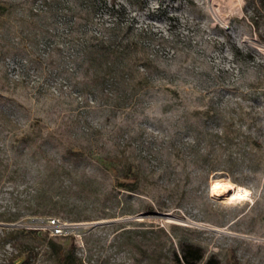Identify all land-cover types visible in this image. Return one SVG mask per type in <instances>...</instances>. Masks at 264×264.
<instances>
[{
    "label": "rangeland",
    "instance_id": "374dc122",
    "mask_svg": "<svg viewBox=\"0 0 264 264\" xmlns=\"http://www.w3.org/2000/svg\"><path fill=\"white\" fill-rule=\"evenodd\" d=\"M117 1L152 84H96L66 0H0V264H59L71 247L76 264H175L186 244L197 264H264V148L254 171H214L185 145L208 108L224 115L211 127L262 122L264 18L245 0Z\"/></svg>",
    "mask_w": 264,
    "mask_h": 264
},
{
    "label": "trees",
    "instance_id": "16d2710c",
    "mask_svg": "<svg viewBox=\"0 0 264 264\" xmlns=\"http://www.w3.org/2000/svg\"><path fill=\"white\" fill-rule=\"evenodd\" d=\"M38 1L42 10H47L60 5L64 0ZM66 1L68 5L62 12L70 20L68 36L74 46L75 60L93 75L96 84L111 81L116 88L132 87L135 85V76L142 78L140 84L151 83L147 79L146 70H149L152 60L140 52L141 43L133 33V23L127 20L124 5L117 0ZM99 7L102 10L98 14ZM243 11L245 18L258 28L264 18V0H245ZM105 15L110 18L109 21L105 20ZM196 114H199L200 121L189 125L192 133L189 141L185 142L190 153H194L192 157L196 162H206L209 170L214 171L219 168L232 171L235 166H245L249 171H254L263 164L264 115L255 129H243L238 124L235 130H231L225 125L211 127L213 122L223 119L222 111L208 108ZM127 171L132 173L130 167ZM130 179L133 182L138 180L136 175ZM126 186L133 188L132 184ZM202 258L200 247L186 244L181 249L180 258H175V264H197ZM59 264H76L72 247L68 254L59 258ZM205 264L219 262L211 257Z\"/></svg>",
    "mask_w": 264,
    "mask_h": 264
},
{
    "label": "bare ground",
    "instance_id": "6f19581e",
    "mask_svg": "<svg viewBox=\"0 0 264 264\" xmlns=\"http://www.w3.org/2000/svg\"><path fill=\"white\" fill-rule=\"evenodd\" d=\"M225 188V187H224ZM224 188H220L219 185H215L213 186V191H215V193H222V192H226L228 191V188L224 189ZM248 194L247 190L244 188H237L231 191L230 194H228V198H243Z\"/></svg>",
    "mask_w": 264,
    "mask_h": 264
},
{
    "label": "built area",
    "instance_id": "2783aa9c",
    "mask_svg": "<svg viewBox=\"0 0 264 264\" xmlns=\"http://www.w3.org/2000/svg\"><path fill=\"white\" fill-rule=\"evenodd\" d=\"M50 227H52V230H53V232H54L55 234H59V233H61L60 228H57L58 225L55 224V221H54V220H51V221H50Z\"/></svg>",
    "mask_w": 264,
    "mask_h": 264
},
{
    "label": "water",
    "instance_id": "95a60500",
    "mask_svg": "<svg viewBox=\"0 0 264 264\" xmlns=\"http://www.w3.org/2000/svg\"><path fill=\"white\" fill-rule=\"evenodd\" d=\"M152 216H155V217H160V218H164L166 219L167 216L165 214H162V213H156V214H151ZM146 216H149V215H143L141 217H146ZM0 225H3V223H0Z\"/></svg>",
    "mask_w": 264,
    "mask_h": 264
}]
</instances>
